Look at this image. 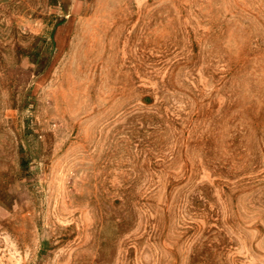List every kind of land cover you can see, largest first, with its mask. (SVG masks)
Returning <instances> with one entry per match:
<instances>
[{
  "label": "rangeland",
  "instance_id": "374dc122",
  "mask_svg": "<svg viewBox=\"0 0 264 264\" xmlns=\"http://www.w3.org/2000/svg\"><path fill=\"white\" fill-rule=\"evenodd\" d=\"M0 264H264V0H0Z\"/></svg>",
  "mask_w": 264,
  "mask_h": 264
}]
</instances>
